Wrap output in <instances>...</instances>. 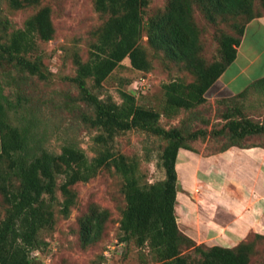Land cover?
Segmentation results:
<instances>
[{
  "label": "trees",
  "instance_id": "16d2710c",
  "mask_svg": "<svg viewBox=\"0 0 264 264\" xmlns=\"http://www.w3.org/2000/svg\"><path fill=\"white\" fill-rule=\"evenodd\" d=\"M43 1L0 0L14 11L33 10L23 27L10 28L0 6V264H33L32 252L48 244L46 238L60 217H69L78 204L77 185L103 171L122 180L120 240L148 248L157 264H264L263 232L250 233L231 247L199 243L181 229L176 212L181 149H192L199 139H224L227 143L219 151L264 148V141L247 143L264 139V116L246 113L241 102L245 93L216 100L219 127L208 125L201 111L209 102L207 91L237 59L248 25L264 17V0H168L147 18L150 0H94L103 22L94 31L88 57L75 56L76 70L69 81L78 94L65 104L96 131L91 137L93 156L73 139L64 140L59 151L45 147L46 131L39 130L26 90L20 88L16 95L4 92L7 74L14 78L12 68L18 75L49 79L41 43L54 38L56 27L52 6ZM198 16L217 29L212 37L217 49L210 57L205 55L206 27ZM221 24L228 28H219ZM126 58L139 72L153 70L155 60L177 66L179 75L162 85L163 111L139 104L126 90L120 91V101L111 94L102 96L105 80ZM162 117L179 118L167 127ZM202 121L205 127L194 128ZM131 130L165 142L158 156L164 178L151 182L137 158L115 147L116 138ZM111 216L110 209L97 203L80 215L83 248L103 239Z\"/></svg>",
  "mask_w": 264,
  "mask_h": 264
},
{
  "label": "rangeland",
  "instance_id": "374dc122",
  "mask_svg": "<svg viewBox=\"0 0 264 264\" xmlns=\"http://www.w3.org/2000/svg\"><path fill=\"white\" fill-rule=\"evenodd\" d=\"M167 1L150 0L146 18L162 10ZM43 3L52 6L56 27L54 38L41 43L43 60L50 73L49 79L42 81L38 77L18 75L12 68L11 74L14 78L11 79L7 74L6 80L4 79V92L16 95L18 89L26 90L40 124L39 130L44 131L45 128V147L59 151L64 140L73 139L89 156H93L91 137L96 131L80 119L78 110L72 113L65 108V104L71 102L78 94L76 86L69 81V77L73 76L76 70L75 56L79 54L83 59L88 57L94 31L103 20L94 8V0H44ZM0 6L4 9V16L12 23L10 28L23 27L25 20L33 12L31 9L14 11L5 2ZM198 21L202 27H206L205 55L210 57L217 49L212 39L217 29L208 24L202 16H198ZM219 28L228 27L221 24ZM146 40L147 37L144 36L143 44ZM242 68H245L242 76L244 81L264 75V24L249 26L240 48L239 58L228 68L224 78ZM177 75H179L177 66L171 63L168 65L163 60H155L153 70L139 72L131 66L130 59L126 58L105 80L102 96L111 94L114 99L120 101V91L126 90L136 96L139 104L163 111L165 96L162 85ZM216 87H211L207 95L211 96ZM248 99L252 102H242L244 105L246 103V113L257 118L264 116V108L251 106L257 100H261V97L253 95L248 96ZM201 111L203 118L209 120L208 125L220 126L221 113L217 103L209 101ZM179 117H182V114ZM179 117L169 119L162 117V123L169 127L177 123ZM205 126L202 121L194 128ZM261 141L264 139L256 138L248 140L247 143ZM203 142H207L206 149L209 151L218 150L227 143L224 139ZM164 145L165 142L160 138L140 130L122 133L115 140V147L118 150L139 160L141 170L151 182L165 176L164 170L158 167V156ZM121 184V178L109 171L101 172L89 182L79 183L78 204L72 209L69 217H60L56 229L46 238L48 244L32 252L33 264H157L149 254L148 248H140L134 242L120 240L121 207L124 204ZM91 203L110 209L112 216L103 239L88 248H83L79 241L78 219Z\"/></svg>",
  "mask_w": 264,
  "mask_h": 264
},
{
  "label": "crops",
  "instance_id": "0c3cea01",
  "mask_svg": "<svg viewBox=\"0 0 264 264\" xmlns=\"http://www.w3.org/2000/svg\"><path fill=\"white\" fill-rule=\"evenodd\" d=\"M258 23L264 24V17L253 20L247 30ZM227 70L211 86H217L213 94L206 93L209 101L216 103L217 99L245 93L241 102H252L248 96L257 95L261 100L253 101L251 106L264 108V84L254 85L264 75L244 81L242 68L225 79ZM206 146L207 142L199 139L192 143V149H181L178 154L176 212L181 229L199 243L228 247L250 233H264V148L248 145L209 151Z\"/></svg>",
  "mask_w": 264,
  "mask_h": 264
}]
</instances>
